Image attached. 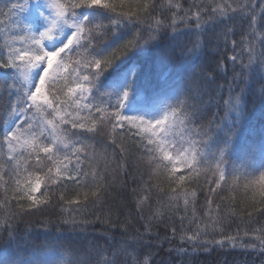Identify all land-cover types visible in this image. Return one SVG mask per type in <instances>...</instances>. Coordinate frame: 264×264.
I'll return each mask as SVG.
<instances>
[{
	"label": "snow or ice",
	"instance_id": "1",
	"mask_svg": "<svg viewBox=\"0 0 264 264\" xmlns=\"http://www.w3.org/2000/svg\"><path fill=\"white\" fill-rule=\"evenodd\" d=\"M185 3L15 0L0 11V264H65L69 251L70 264H155L146 249L165 245L171 259L160 264L214 248L251 251L264 264V223L254 216H264V125L259 146L242 151L243 171L228 167L250 117L264 115V0L259 9L257 0ZM221 43L234 53L230 76L209 53ZM98 145L103 168L94 167ZM117 183L128 198L119 209L107 203ZM225 190L251 202L246 220L236 222ZM45 208H58L74 233L101 231L91 247L22 237L18 222Z\"/></svg>",
	"mask_w": 264,
	"mask_h": 264
},
{
	"label": "trees",
	"instance_id": "2",
	"mask_svg": "<svg viewBox=\"0 0 264 264\" xmlns=\"http://www.w3.org/2000/svg\"><path fill=\"white\" fill-rule=\"evenodd\" d=\"M15 2V0H0V11L6 12L8 7H10L11 3ZM166 2V0H165ZM182 3H185V0H181ZM192 0H187V3H191ZM187 3H185V7H187ZM257 9H259V0H257ZM232 39L239 40L240 36L237 35L235 37H232ZM215 44V40L213 41ZM2 41L0 40V45H2ZM237 52H239V49H237ZM210 55L214 58L216 61H221L222 66L227 67L229 69V76L231 75V64L232 62L228 59L229 56L233 55L231 44L228 45L227 48L224 47V45L221 43L219 51H215L214 49H209ZM242 60L244 63H247V56L246 54L242 57ZM142 63H145L146 61H141ZM238 61L237 63H239ZM71 68V64L69 66ZM119 68H114L110 70V73H113L115 71H118ZM3 78L0 77V92L3 91V84H2ZM223 82V81H221ZM236 91H239L237 88ZM224 99H227V95H225ZM248 107H251L249 104ZM213 112H219V116H223L224 112L222 109H217L215 107L212 108ZM262 125H264V115L261 114L259 110H257L249 119L247 130L245 131L243 138L240 141V147L231 153V155L228 157L229 163L228 167L231 169L233 166H235L237 169L243 171L242 164L245 163L242 159V151L249 142L255 140L257 147L259 146L260 140V132L262 129ZM128 145H132L133 141L129 140L126 142ZM130 151H134L133 148L129 149ZM139 155V153H137ZM259 164V161H257L252 164V167H257ZM105 165V157L103 156L102 148L98 145L97 146V164L94 165V167H100L103 168ZM147 169V165L144 164L141 166V171H145ZM150 171V170H148ZM185 170L181 169V172L177 173V175L183 173ZM7 179V177H5ZM144 180H148V175H144ZM129 184H131V180H129ZM159 187L167 192L170 191L169 185L167 181H164L163 183H160ZM190 187V185H188ZM69 188H71V185H69ZM44 187L41 188V193H43ZM128 193H131L132 187L128 188ZM41 193H37V197L40 198ZM9 195H11V192H9ZM223 197H225L224 203L229 206L236 214L239 219H237V223H240V220H246L247 219V212H253V206L250 201H247L243 197L242 190L239 193H229L227 190L221 193ZM69 198L72 197L71 191L68 192ZM232 197H235L233 199ZM3 198V188H0V199ZM198 199L199 204L197 205V215H202V212H200V206L204 204V194L198 193ZM128 202V198L120 191V184L117 183L109 190V196L107 203L109 206H112L113 208L119 209L122 206L126 205ZM159 205L155 202V200L152 201V207L151 211H156ZM129 208L124 207L125 214L128 212ZM151 211H149L147 208L145 209V215H150ZM75 215V213H73ZM59 215V209L53 210L52 208H45L42 212H37L35 215H29L25 216L21 221L18 222V231L21 233V236L23 237L26 234L29 238L33 239V242L36 244H40L44 242L46 239L55 237V236H61L64 237L67 240L73 241L77 246H79L81 243L86 245L87 247H91V243L94 240L93 232L94 230L96 232L101 231V225L96 224L93 227H90L88 229V233L86 234H78L72 232L71 228L67 225H63L59 223L58 219ZM67 215V213H65ZM254 216L256 220H259L260 222L264 223V216H262L258 212H254ZM88 219H93L92 216H89ZM121 220L124 219V216L120 217ZM45 221H51V223H48L47 226H45ZM259 225L257 224L256 227ZM160 230L163 232L164 226L160 225ZM243 228V225H241V229ZM236 228L235 225H233L231 232L235 233ZM81 235H86L87 240L81 241ZM119 234L117 233V237ZM217 239H220L219 236H217ZM98 243L103 245L105 243L104 239H99ZM8 247V245L5 244L3 240H0V254H3V250ZM168 245H165L164 248H158L153 247L151 249H146V251H150L153 253V259L155 264H160L161 260H169L171 257L167 254ZM72 253L69 251L65 256V264H70V261L72 259ZM185 264H260V258L255 253L249 251L244 252L240 251L238 249H220V248H214L208 253H201L198 254L193 261V258L191 257H185Z\"/></svg>",
	"mask_w": 264,
	"mask_h": 264
},
{
	"label": "rangeland",
	"instance_id": "3",
	"mask_svg": "<svg viewBox=\"0 0 264 264\" xmlns=\"http://www.w3.org/2000/svg\"><path fill=\"white\" fill-rule=\"evenodd\" d=\"M7 11H8V9L6 10V12L5 13H7ZM3 19H5V20H7L8 19V17H3ZM10 27V26H9ZM0 31H3V30H0ZM0 40L2 41V43H4V39H3V37L2 36H0Z\"/></svg>",
	"mask_w": 264,
	"mask_h": 264
}]
</instances>
